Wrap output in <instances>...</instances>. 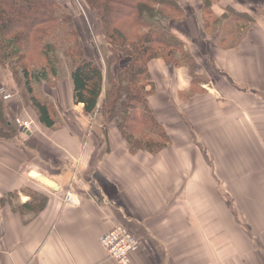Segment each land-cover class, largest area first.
<instances>
[{"label": "crops", "instance_id": "obj_1", "mask_svg": "<svg viewBox=\"0 0 264 264\" xmlns=\"http://www.w3.org/2000/svg\"><path fill=\"white\" fill-rule=\"evenodd\" d=\"M181 2L186 18L170 26L193 53L198 38L207 41L201 2ZM217 5L247 13L257 3ZM209 46L216 86L188 101L185 67L149 63L157 90L150 107L172 145L147 157L146 172L128 159L115 129L106 136L91 127L92 116L72 100L69 74L56 82V95L65 92V106L71 101L87 119L73 123L64 109L59 130L37 123L30 135L0 140V198L18 192L24 203V187L46 197L37 215L0 206V264H117L99 241L118 223L140 239L129 264H264V24L235 49ZM10 99L7 112L22 116L27 107ZM186 125L196 127L197 138ZM41 175L58 189L39 182ZM68 191L78 203L65 201Z\"/></svg>", "mask_w": 264, "mask_h": 264}, {"label": "trees", "instance_id": "obj_2", "mask_svg": "<svg viewBox=\"0 0 264 264\" xmlns=\"http://www.w3.org/2000/svg\"><path fill=\"white\" fill-rule=\"evenodd\" d=\"M80 1L99 20L107 52L103 57L104 69L86 56L72 15L54 0H0V88L1 70L19 67L38 122L54 129L57 121L52 103L34 93L31 80L48 81L56 76L60 48L70 68L68 77L74 104H82L85 114L98 111L105 123H114L130 153L162 152L172 142L150 107L149 98L157 90L149 63L160 59L168 67H186L190 76L186 99L198 92L207 93L201 86L207 80L200 76L192 79L199 75L195 72L198 65L195 57L184 40L171 30L172 21L186 18L182 0ZM199 1L201 30L214 47L237 48L255 24L248 13L236 12L230 6L216 15L213 4L218 0H192V3ZM31 65L34 70L29 69ZM18 133V126L8 118L0 97V140L12 141ZM21 192L29 195V200L21 203L18 192H9L0 198V206L8 203L12 212L37 215L44 208L46 197L25 187Z\"/></svg>", "mask_w": 264, "mask_h": 264}, {"label": "rangeland", "instance_id": "obj_3", "mask_svg": "<svg viewBox=\"0 0 264 264\" xmlns=\"http://www.w3.org/2000/svg\"><path fill=\"white\" fill-rule=\"evenodd\" d=\"M182 2H183V0H182ZM255 2L257 3V5H252V7H249L247 9L248 14H249V12H251V9H253V12L249 15L255 19V24L251 27V29L248 31V33L250 31H252L253 28H256L257 26L259 27L262 24H264V8H263L262 0H255ZM59 4H61L60 7H62L64 10L68 11L72 15L73 21L75 19L77 26L73 23L74 28L77 32L78 38L80 39V41L83 45V48L85 47L86 52L88 53L87 56L89 58H93V60H96L97 63L104 69L103 57L107 52H106L105 43L103 41V37L100 34V23H99V20L96 16L95 12L88 9L87 5L83 1H80V0L79 1L78 0H60ZM182 5H183V3H182ZM218 8H220V7L216 3H214L213 4L214 13L216 15H221L222 12ZM222 11H224V10L222 9ZM201 17H202V15H201ZM199 21H200V17H199ZM194 40H196L195 37H194ZM197 40H198V44L195 45V49L192 48V51H193L192 54H193V56H195L197 58H199V56H200L198 61L196 60L198 65L195 69V72L197 71L199 75L198 76H192V79H195L196 77L200 76L202 79L207 80V82H205L204 87L210 88V84H213V81L215 79L214 75L217 74V71L214 69V66L212 65V63L210 61V56H209V50H210L209 47L210 46L209 45H211V44H209L208 41L201 42V41H199V38ZM228 41H229V39H227V42ZM188 49L190 50V48H188ZM57 57L59 59V64L56 67V69H57L56 76L51 77L48 81L31 80L32 89H33V91H35L34 93L39 95V96H42L44 98H47L52 103V108L55 111V116H56L55 118L57 121L55 128H54L55 130H59L62 127H65L66 123L64 124L63 116L66 113V111L64 109H70V111L68 112L67 115L71 116L72 118H76L75 120L72 121L73 123H75V121H77L80 117L87 119V117L85 116L86 114L84 112L83 113L85 115L83 113L79 112V109H75V111L72 110L73 106H71V104H70L71 101H69V103H68L69 107L65 106V103H66L65 92L62 93L60 98L58 95H56V91H55L57 88L56 82L58 80H63L64 78H66L69 74V71H70V68L68 66V62L65 60L64 55L62 54V50L60 48L58 49ZM197 58H195V59H197ZM41 61L42 60H39L38 62H41ZM126 61H127V59L123 63H125ZM27 66H28V64H27ZM29 69L34 70L35 67L33 65H31L29 67ZM52 78H55V80H52ZM1 79H2V81H1L2 86L5 88L9 87V89H7V90L8 91L10 90L9 92H11L14 95L12 97V99H10V100L16 101V99H17L22 105L27 107L24 109V114H22V116H16V117L13 116L12 117L7 112L8 118L13 119V121L16 122L18 127H19V125L24 124V123H28L30 126V129L32 127H36V125H38L39 122L37 120L36 112H34V109L32 108L31 104L28 102V99H27L28 94L26 92L27 91L26 88L24 87V79H23L22 74H21V69L19 67H14V66H10L9 69L6 67V69L1 70ZM8 81H9V85H8ZM199 85H201V84H199ZM201 86H203V85H201ZM214 86H216V84H213L212 88H214ZM193 88H195V87H193ZM197 89H199V86H197ZM197 89H195V90L198 91ZM206 90H207V92H209L208 89H206ZM198 93L200 94V92H198ZM210 93H211V90H210ZM199 94H194V95L188 97L186 100L188 101V100H190V98H193L194 96L199 95ZM200 95H204V94L201 93ZM102 99H103V96L100 98V103H101ZM3 101L5 103L7 100H3ZM5 107H6V104H5ZM82 108H83V106H82ZM6 111H7V109H6ZM82 111H83V109H82ZM91 116H92V121L90 124V125H92L91 127H93V128L94 127H102L101 131L106 136L108 133V128L115 129L117 131L116 132L117 135L119 134V131L116 129L114 123H112V122L111 123H105L104 118L100 114V112L95 111L94 114H92ZM186 116H188L187 118L190 119V115L187 114ZM157 120H158V118H157ZM90 125L88 124L89 127H90ZM39 127H41V126H39ZM72 127H73V125H72ZM195 129H196V127L190 128L189 126L186 125V130L190 131L191 133H194ZM18 135H20V134L18 133ZM149 135H153V133H149ZM195 135L196 136H194V139L197 138V134H195ZM20 137H21V135H20ZM153 137H154V135H153ZM121 139H122V137L120 135V140ZM122 142H124L123 139H122ZM171 142H172V138H171ZM171 145H172V143H171ZM171 145H169V146H171ZM124 147L126 149L125 153L127 154L128 159L130 161L142 162V165H139L141 167V169H140L141 172L142 171L146 172L145 167H146V163H147L146 162L147 157L148 156L149 157L154 156V155L158 154V153L157 154H150L149 152H146L144 150L138 151L137 153L135 152V154L130 153L128 151V148H127L125 142H124ZM139 153H143V154L138 155ZM141 156H144V158H141ZM130 157H136V158L134 159V158H130ZM64 158H65V160H67V159H69V156H65ZM134 166H136V165L134 164ZM28 198H30L29 195H28Z\"/></svg>", "mask_w": 264, "mask_h": 264}, {"label": "built area", "instance_id": "obj_4", "mask_svg": "<svg viewBox=\"0 0 264 264\" xmlns=\"http://www.w3.org/2000/svg\"><path fill=\"white\" fill-rule=\"evenodd\" d=\"M0 94L5 100L11 97L4 88L0 89ZM24 125L29 126L28 123H24ZM64 199L69 203H78L75 200V195L71 192H67ZM100 237L99 242L106 256L117 264H129L131 252L140 244L139 238L123 224H116L111 230Z\"/></svg>", "mask_w": 264, "mask_h": 264}, {"label": "water", "instance_id": "obj_5", "mask_svg": "<svg viewBox=\"0 0 264 264\" xmlns=\"http://www.w3.org/2000/svg\"><path fill=\"white\" fill-rule=\"evenodd\" d=\"M19 130H20L21 132H23V133H26L27 135H30V131L26 130L25 128H20ZM38 180H39L42 184L46 185L47 187H49V188H51V189H54V190L58 189V186L56 185V183H55L54 181L48 179V178L45 177V176H42V175H41V176H38Z\"/></svg>", "mask_w": 264, "mask_h": 264}]
</instances>
